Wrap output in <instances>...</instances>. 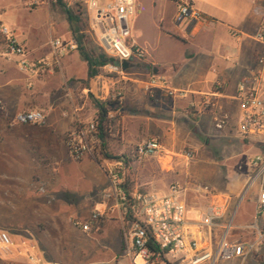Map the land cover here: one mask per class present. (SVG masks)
Wrapping results in <instances>:
<instances>
[{
	"label": "rangeland",
	"instance_id": "obj_1",
	"mask_svg": "<svg viewBox=\"0 0 264 264\" xmlns=\"http://www.w3.org/2000/svg\"><path fill=\"white\" fill-rule=\"evenodd\" d=\"M63 1L69 8L81 12L85 25L83 32L88 36L85 47L98 53L94 33L88 28V0ZM101 1L107 4L111 0ZM194 1L197 5L229 2L231 9L250 15L260 8L256 0ZM175 10L170 0H135V13L129 21V41L149 53L151 50V54L166 66L183 57V48L178 41L184 32L182 26L172 22ZM1 27H6L21 44L23 37H28L40 48L33 61L42 59L48 62L51 39H71L66 16L58 6L46 0H0ZM241 31L245 35L240 41L244 49L258 45L253 39L257 33L255 28L245 25ZM222 40L211 44L218 60L217 67L221 64L235 67L238 64L234 61L237 42L229 33ZM68 55L73 61L70 68L75 72V77L68 82L77 84L76 88L80 90L85 87L86 63L77 48ZM220 60L223 63L219 64ZM225 60L229 63H224ZM146 65L151 71V65L145 62L131 68L128 76L136 77L137 69ZM98 76H101L100 80L113 79L114 85L108 88V92L78 91V94L74 92L70 97L62 98L59 71L54 70L50 76L45 71L26 76L18 69L17 58L10 54L6 38L0 34V230L8 231L15 243L22 237L44 241L52 255L80 250L85 261L103 264L114 258L111 264H129L125 258L123 222L102 197L108 185L105 163L115 160L103 158L97 149L92 155L76 160L66 146V139L76 123L73 118L66 126L61 111L68 109L71 112L76 106L84 105L78 110V116L83 124H88L96 113L93 98L119 102L110 115L113 124L109 129L108 152L117 157L116 160L123 156L129 160L126 175L129 174L137 191L165 194L172 186H181L187 189L185 199L189 209L200 212L213 201V197L196 195L193 191L199 186L207 187L210 194L229 197V211H235L234 226L249 223L258 193L256 186L250 187L252 173L249 168L251 158L260 150L257 140L239 136L232 123L217 131L212 125V117L205 114L196 125L178 121V126L166 138L144 136V139L159 138L167 150L165 157H133L132 149L142 140L144 129L137 131L136 120L128 117L132 109L119 99L121 83L130 81H119L118 77L104 73L102 67ZM235 81L224 80V83L232 85ZM102 97L105 99H100ZM63 100L65 103L61 106ZM121 108L127 112L124 120H121ZM23 110L43 112L44 124L16 123L15 116ZM231 115L236 120L237 110ZM188 152H192L193 158L187 161L185 154ZM94 210H101L104 214L92 230L83 233L76 229V223L88 220ZM198 217L188 210V221H196ZM244 235L242 230L232 231L233 239H243Z\"/></svg>",
	"mask_w": 264,
	"mask_h": 264
},
{
	"label": "built area",
	"instance_id": "obj_2",
	"mask_svg": "<svg viewBox=\"0 0 264 264\" xmlns=\"http://www.w3.org/2000/svg\"><path fill=\"white\" fill-rule=\"evenodd\" d=\"M46 1L50 4L57 2V0ZM172 1L176 7L172 19L174 24L181 26L189 20H192L194 24L201 21V15L193 8L191 0ZM87 9L90 15L89 31L94 33L98 48L114 60L102 66V70L107 75L116 76L122 80L128 79L131 68H136L137 64L147 61V52L129 41V21L135 13V0H111L103 6L94 0H89ZM0 34L6 38V46L10 54L17 58L18 69L30 77L51 64L58 66L61 58L77 48L73 40L51 39L49 42L51 63L42 59L31 61L23 45L6 27L0 28ZM256 40L264 44V24L257 33ZM124 61L128 63L127 68L122 67ZM259 62L261 63L262 59ZM98 78L101 79V76ZM262 85L260 74L254 73L248 81L239 84L233 97L238 107L234 127L236 133L243 138L257 140L260 148L249 162L252 173L250 187L258 188L256 214L252 224L249 225V228L254 229L260 221L264 225V91ZM155 89H163L168 95L175 93L163 84V80L151 77L147 92L152 94ZM201 112L211 114L213 126L217 131H222L229 126L230 115L222 112L215 101L205 99L201 104ZM110 115L111 112L109 117ZM72 116L76 125L66 139V146L70 156L79 160L92 155L99 141L94 122L83 124L76 108L72 109ZM15 122L42 125L45 122V116L39 110H26L15 116ZM166 152L159 138H150L134 145L132 156L139 159H161L168 155ZM192 158V152L185 154L187 161ZM104 172L108 185L102 197L123 222L126 251L132 264H223L235 260L242 262L251 252L250 244L232 238L235 211H229L228 196L210 194L207 187H196L193 191L196 195L209 194L213 197V201L199 212L197 209H189L185 199L187 189L181 186H172L165 194L142 193L137 190L129 193L125 188L124 158L113 162L107 161ZM188 210L198 214L196 221L186 219ZM103 214L101 210H94L88 220L76 223V227L83 233H89ZM150 244L157 250L155 257L149 249ZM9 256L21 258L25 264H51L45 261L37 243L32 238L22 237L18 243H15L8 231L0 230V258Z\"/></svg>",
	"mask_w": 264,
	"mask_h": 264
},
{
	"label": "crops",
	"instance_id": "obj_3",
	"mask_svg": "<svg viewBox=\"0 0 264 264\" xmlns=\"http://www.w3.org/2000/svg\"><path fill=\"white\" fill-rule=\"evenodd\" d=\"M94 1L101 6L105 5L101 0ZM191 1L193 8L201 15L202 19L196 24L192 20H189V22L181 25L184 36L178 42L183 48L182 59L166 66L159 58L151 54V50L149 53L143 48L147 52L146 63L151 65V71H148L149 67L147 65L142 66L134 73L136 77L130 78L129 76L126 80L130 82L125 81L120 85L122 95L119 99L124 101L125 104L128 103L129 108L132 109L128 117H133L136 120L137 131L144 129L140 137L142 140L136 144L150 138H156L150 137L144 139V136L148 135L165 138L170 136V133L178 126V121L180 120L187 121L191 125H196L201 116L205 114L211 116L208 112H201V104L205 99L215 101L222 112L230 114L229 126L232 123L235 127L236 120L235 118V121L233 120L231 114L234 110H237L238 116L237 103L233 97L239 84L243 81H248L254 73H258L261 76L263 82L262 89L264 91V44L256 40V35L264 24V0L255 1L260 8L254 12V15L231 9L229 2L216 1L197 5L194 0ZM245 25H247V28H255L257 30L253 39L258 45L251 49H244L241 45L242 43H240L241 37L245 36L241 31ZM228 33L237 42V53L234 61L238 64L235 67L230 65L224 67L225 64H221L223 61L221 62L220 60L219 64L221 65L217 67L218 60L215 56L216 54L213 53L211 44L218 41L223 42L222 39ZM60 39L66 41L64 38ZM22 44L27 48L25 49L27 56L33 61V56L38 54L40 48L28 37H23ZM46 59L48 63H51L50 56H47ZM260 59H262L261 63L259 62ZM71 60L72 57L66 55L61 58L58 66L51 64V66L49 65L43 69L47 76H50L54 70L59 71L62 98L70 97L74 92L78 94V91L81 93L88 91L94 94L98 93V91L106 93L108 92V88L113 87V79L103 78L100 80L97 77L90 82V87H82L78 90L77 84L72 85L71 82H68L71 78L75 77V72L70 68V63L73 62ZM224 63L229 62L225 60ZM151 77L163 80V84L175 93L168 95L163 89H155L152 91V94L147 92V86ZM230 79L236 81L232 85L224 83V80L229 82ZM119 81H122V79L119 78ZM63 101L61 106L65 103V100ZM83 107L84 105L76 106V109L81 110ZM120 113L121 120L126 119L127 112L121 108ZM61 115L65 119L66 126L72 122V111L70 112L68 109L61 111ZM257 196L258 194L255 198L254 211L249 223L233 226L234 229L242 230L245 233L243 239L237 240L250 244L252 246L251 252L242 262L235 260L223 264H264V225L260 221L258 226H255L256 229L249 228V225L252 224L255 218ZM76 229L78 228L76 227ZM33 240L37 243L41 254L48 263L96 264L94 261H85L82 258L83 256H81L80 250L77 252L69 250L65 253L52 255L47 249L48 244L46 242ZM125 258L129 264H132L127 251ZM113 260L114 258L109 259L103 262V264H111ZM0 264H25V262L16 256H9L0 258ZM117 264L125 263L119 262Z\"/></svg>",
	"mask_w": 264,
	"mask_h": 264
},
{
	"label": "trees",
	"instance_id": "obj_4",
	"mask_svg": "<svg viewBox=\"0 0 264 264\" xmlns=\"http://www.w3.org/2000/svg\"><path fill=\"white\" fill-rule=\"evenodd\" d=\"M53 5L58 6L67 18L69 29L71 31V39L76 44L80 58L86 63L87 66L86 79L83 81V83L85 84V87H90V82L95 80L99 75V68L109 62H114V60L109 58L99 48L98 53H94L85 47L88 36L83 32L85 25L82 22L81 12L79 10L75 11L69 8L63 0H57V2ZM92 103L96 110L92 122H94L96 126L97 138L99 141L97 145L98 153L105 159L116 160L118 158L108 152V140L110 139L111 132L109 129L113 124V120L109 117V113L116 110V108L119 106V102L117 100L101 101L99 99L93 98ZM122 158H124V162L127 165L129 160L125 156ZM125 188L129 193H132L136 190L129 174L126 175ZM125 226H127V224H125ZM149 249L153 253V257H155L157 254L155 247L150 244Z\"/></svg>",
	"mask_w": 264,
	"mask_h": 264
},
{
	"label": "water",
	"instance_id": "obj_5",
	"mask_svg": "<svg viewBox=\"0 0 264 264\" xmlns=\"http://www.w3.org/2000/svg\"><path fill=\"white\" fill-rule=\"evenodd\" d=\"M127 66H128V63H127L126 61H124V62L122 63V67H123V68H127Z\"/></svg>",
	"mask_w": 264,
	"mask_h": 264
}]
</instances>
